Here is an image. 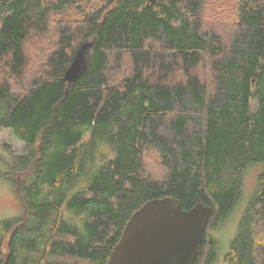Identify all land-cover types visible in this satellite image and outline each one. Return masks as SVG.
Segmentation results:
<instances>
[{
    "label": "trees",
    "instance_id": "1",
    "mask_svg": "<svg viewBox=\"0 0 264 264\" xmlns=\"http://www.w3.org/2000/svg\"><path fill=\"white\" fill-rule=\"evenodd\" d=\"M3 128L27 148L0 171L21 205L0 264H107L130 216L165 196L212 209L194 264H264V0H0ZM251 168L221 259L209 229Z\"/></svg>",
    "mask_w": 264,
    "mask_h": 264
},
{
    "label": "water",
    "instance_id": "2",
    "mask_svg": "<svg viewBox=\"0 0 264 264\" xmlns=\"http://www.w3.org/2000/svg\"><path fill=\"white\" fill-rule=\"evenodd\" d=\"M93 43L87 39L75 51L63 73L67 83L85 72ZM211 211L203 202L183 209L170 196L146 201L125 223L107 264H194Z\"/></svg>",
    "mask_w": 264,
    "mask_h": 264
},
{
    "label": "rangeland",
    "instance_id": "3",
    "mask_svg": "<svg viewBox=\"0 0 264 264\" xmlns=\"http://www.w3.org/2000/svg\"><path fill=\"white\" fill-rule=\"evenodd\" d=\"M254 104V100L252 102ZM252 104V105H253ZM26 144L17 139L12 131L8 128L0 130V171H5L7 168L6 160H10L11 154H21L26 151ZM9 150V151H8ZM101 155L103 157L111 156L112 152L106 146L100 147ZM258 168H251L245 174L243 178L242 194L231 210L229 215L221 222L220 226L216 229H209V234L215 238L218 247V255L222 256L228 250L229 242L234 237L239 219L246 207L247 201L252 194L255 185ZM21 213V205L14 191L11 189L9 183L0 177V229L1 224L5 220L17 217ZM2 233V232H0ZM9 238L8 232H3L0 240V250H5L6 243ZM62 260L72 261L68 257H62Z\"/></svg>",
    "mask_w": 264,
    "mask_h": 264
}]
</instances>
